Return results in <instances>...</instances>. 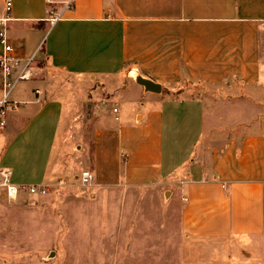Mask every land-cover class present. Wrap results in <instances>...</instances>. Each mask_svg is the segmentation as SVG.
Segmentation results:
<instances>
[{
	"label": "crops",
	"instance_id": "0c3cea01",
	"mask_svg": "<svg viewBox=\"0 0 264 264\" xmlns=\"http://www.w3.org/2000/svg\"><path fill=\"white\" fill-rule=\"evenodd\" d=\"M11 1L0 32L18 56L40 52L0 160L21 147L6 168L56 189L18 201H35L19 212L29 245L60 247L51 264H149L150 246L236 239L264 264V0ZM197 83L256 104L214 132L210 101L187 96ZM79 171L93 175L81 191Z\"/></svg>",
	"mask_w": 264,
	"mask_h": 264
},
{
	"label": "rangeland",
	"instance_id": "374dc122",
	"mask_svg": "<svg viewBox=\"0 0 264 264\" xmlns=\"http://www.w3.org/2000/svg\"><path fill=\"white\" fill-rule=\"evenodd\" d=\"M262 44V68L264 70V31L261 34ZM30 82V81H29ZM27 82H22L26 84ZM17 86V87H18ZM192 91L187 93L188 97L207 98L208 104L212 106V126L213 131L223 128V132L228 134L236 131V126L240 121L230 118V111L232 106L238 102L245 101V104L253 106L256 101H253L250 93H238L235 89H228L227 87L212 88L197 83L196 86L187 88ZM248 103H247V102ZM262 102V100H260ZM246 111L248 109H245ZM262 114V113H261ZM225 117V118H222ZM228 118V120L226 119ZM247 121V116L244 117ZM242 122V121H241ZM19 152L21 147L10 149L2 160H0V167H8L9 163L16 159L14 153ZM1 158V157H0ZM29 159V158H28ZM10 169V168H9ZM80 173V171H79ZM16 172L12 171L11 181L17 185H30V183L20 182L16 179ZM72 182V181H71ZM77 183V182H76ZM37 183H32L36 185ZM40 184V183H38ZM75 184V183H74ZM78 185V186H77ZM80 184H75L73 190H84L85 188ZM56 189L52 188L50 192ZM49 192V193H50ZM35 201H27L25 203H0V264H51L52 259L49 258V251L60 253V247H43L36 250V247L30 246L28 238L30 237V230L28 225H20L19 212L34 207ZM27 218V215H25ZM19 222V223H18ZM38 248V247H37ZM150 257L149 264H262L259 260V252L252 249L250 246L242 245L236 239L225 240H190L184 242L180 246V253L178 247L164 245L160 247H149ZM157 256V261L155 256ZM253 254L255 257H253ZM52 264H61L58 259Z\"/></svg>",
	"mask_w": 264,
	"mask_h": 264
},
{
	"label": "built area",
	"instance_id": "2783aa9c",
	"mask_svg": "<svg viewBox=\"0 0 264 264\" xmlns=\"http://www.w3.org/2000/svg\"><path fill=\"white\" fill-rule=\"evenodd\" d=\"M52 2H49V6ZM71 2L68 1L63 5L60 12L48 7L46 22L52 27L61 19L64 11L70 9ZM12 8V1L4 2V18L0 23L4 24L8 20L9 12ZM0 137L4 133L9 117L17 112L21 107L27 105L24 101L14 99L13 94L17 86L22 82H29L36 78L35 70L37 55L40 52L38 48L30 56H18L15 48L10 44L5 30L0 32ZM35 95H39V90H34ZM117 113V109H113ZM117 119V118H116ZM12 170L6 167H0V203H17L22 197H44L53 188L51 184L40 183L36 185H17L12 183ZM76 181L85 187L93 181V175L89 171H82Z\"/></svg>",
	"mask_w": 264,
	"mask_h": 264
},
{
	"label": "water",
	"instance_id": "95a60500",
	"mask_svg": "<svg viewBox=\"0 0 264 264\" xmlns=\"http://www.w3.org/2000/svg\"><path fill=\"white\" fill-rule=\"evenodd\" d=\"M136 82L140 86L145 87L146 90H148V91H154V90H156V87L154 85H152L149 81H146L144 79L139 78V79H137Z\"/></svg>",
	"mask_w": 264,
	"mask_h": 264
}]
</instances>
